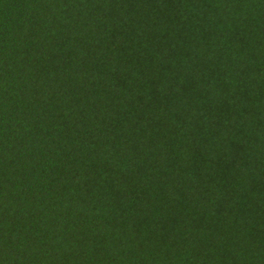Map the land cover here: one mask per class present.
Here are the masks:
<instances>
[{
  "label": "trees",
  "instance_id": "16d2710c",
  "mask_svg": "<svg viewBox=\"0 0 264 264\" xmlns=\"http://www.w3.org/2000/svg\"><path fill=\"white\" fill-rule=\"evenodd\" d=\"M0 264H264V0H0Z\"/></svg>",
  "mask_w": 264,
  "mask_h": 264
}]
</instances>
